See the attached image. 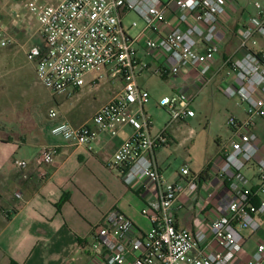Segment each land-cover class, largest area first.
<instances>
[{"label":"built area","instance_id":"obj_1","mask_svg":"<svg viewBox=\"0 0 264 264\" xmlns=\"http://www.w3.org/2000/svg\"><path fill=\"white\" fill-rule=\"evenodd\" d=\"M229 4L230 0H30L25 4L37 19L44 41L33 46L26 58L35 64L38 81L53 96L76 94L96 73L100 75L94 82L104 77L123 81L122 91L85 124L74 126L60 119L56 110L49 111V118L58 121L52 136L90 150L101 134L113 138L125 127L134 130L113 154L111 167L144 199L141 214L151 227L135 236L132 220L111 209L93 229V264H264V156L254 130L256 120L264 119V49H257L264 40V7L256 2L257 13L249 15L238 31L241 54L224 63L228 68L224 92L246 105V119L228 121L231 142L222 149L220 161L207 170L226 185L255 167L257 183L241 186L239 192L228 191L217 203L219 215L194 231L177 226L176 202L184 195L183 186L193 193L199 190L201 174L184 167L176 182L169 181L158 152L170 145V125L195 117L197 93L182 90L163 97L158 107L170 122L153 132L155 121L146 109L151 94L138 83L148 64L140 60L137 37L131 34L138 23H123L128 13L145 23L141 33L145 49L166 60L155 70L157 75L195 73L203 82L218 61V35L224 30ZM172 7L181 13L179 25L169 18ZM161 26L170 31L156 36ZM13 43L0 30V50ZM55 155V148L45 149L40 161L51 164ZM26 164L16 162L19 167Z\"/></svg>","mask_w":264,"mask_h":264},{"label":"crops","instance_id":"obj_2","mask_svg":"<svg viewBox=\"0 0 264 264\" xmlns=\"http://www.w3.org/2000/svg\"><path fill=\"white\" fill-rule=\"evenodd\" d=\"M2 6L0 30L6 32L14 43L0 52H4L11 64L14 47L26 49V55L33 46H42L29 45L36 35L41 36L40 27L37 19L26 8L27 13L19 15L21 18L18 20L6 9L5 3ZM240 6L238 0H230L228 17L223 22L224 33L218 35V61L203 82L195 73L164 77L157 75L155 70L166 63L164 56L145 49L141 35L145 29L143 22L130 20L132 13L126 14L124 25L139 22L137 28L131 30V34L137 37L140 60L148 64V68L139 74V85L151 94L146 86L147 81L142 78L155 74L161 78H171L174 93L187 90L197 93L198 97L205 85L212 82H219L224 89L228 81V68L224 63L230 57L241 54L239 28L249 15L257 13H247L241 19ZM179 15L181 16L180 11L172 7L169 18L176 25L180 24L177 18ZM169 31L170 28L161 26L156 36ZM147 34L153 35L150 32ZM257 49H264V40H260ZM2 56L3 53L0 54V64ZM33 65L35 70V64ZM99 75L96 73L90 80L87 79L86 85L76 93V103L87 94L86 88L89 85L99 86L100 82H94ZM119 81L120 89L117 94L123 89V81ZM116 95L99 105L91 117L85 120L78 117L71 119L68 112L66 117L59 113V117L74 126H80L89 122L99 108ZM194 118L183 122H190ZM57 122L51 120L48 128L37 123L36 128L26 136L0 134V264H10L11 261L17 264H93V229L113 208L132 220L133 235L139 237L150 230L149 220L141 214L144 199L126 186L117 170L111 167L113 154L133 136V128L125 127L113 138L108 134H101L90 150L52 136L51 129ZM254 130L260 140V155L264 156V119L256 120ZM158 131L160 129L154 126L153 132ZM48 148L56 149L51 164L40 161L41 152ZM165 148L158 152L160 164L167 160L163 153ZM221 154L222 150L218 152L216 160L206 166L207 170L220 161ZM18 161H25L27 164L19 167L16 165ZM246 171L249 176L245 175ZM244 172L237 182L226 185L206 173L201 177L200 188L195 193L183 186L184 195L176 202L177 226L194 231L218 216L217 203L223 195L228 191L239 192L240 187L246 186L247 182L249 186L257 183L255 167ZM177 180L175 177L173 182Z\"/></svg>","mask_w":264,"mask_h":264},{"label":"rangeland","instance_id":"obj_3","mask_svg":"<svg viewBox=\"0 0 264 264\" xmlns=\"http://www.w3.org/2000/svg\"><path fill=\"white\" fill-rule=\"evenodd\" d=\"M29 0H0V13L5 3L12 16L20 19L19 15L27 13L25 4ZM242 11L239 17L245 14H254L255 4L259 2L264 7V0H238ZM130 20H141L135 13ZM138 22V23H139ZM145 26V23L142 24ZM40 35H36L29 45H43ZM28 46H26L27 48ZM26 49L21 46L13 48V62L10 64L3 53L0 64V134H15L26 136L34 130L39 123L48 128L51 122L49 111L56 110L63 116L71 119L78 117L85 120L95 112L97 107L116 95L120 89L119 79L104 77L99 86L89 85L81 101L76 103V94L68 96H53L37 79L34 65L25 55ZM93 75L88 77V80ZM145 79L146 86L151 91L150 103L146 109L155 121L156 129L168 126V114L158 107V102L165 96H171L172 79L161 78L157 75ZM98 84V83H97ZM195 118L190 122H176L169 126L168 135L170 145L163 153L166 161L162 166L164 175L169 181H174L182 168L188 167L192 173L200 175L209 163L216 160L222 148L231 142V130L227 126L230 119L239 121L246 119V105L238 97H229L219 82H212L200 91L193 103ZM68 110V111H67ZM66 112L68 114L66 115ZM245 175L249 174L244 172ZM249 182L246 186H249ZM264 198V195H263ZM249 232L247 231L246 234ZM256 238L250 242L253 249Z\"/></svg>","mask_w":264,"mask_h":264},{"label":"trees","instance_id":"obj_4","mask_svg":"<svg viewBox=\"0 0 264 264\" xmlns=\"http://www.w3.org/2000/svg\"><path fill=\"white\" fill-rule=\"evenodd\" d=\"M208 168V167H207ZM207 173V169H205L202 173H201V177H203V175H205ZM10 264H17L16 262L14 261H11Z\"/></svg>","mask_w":264,"mask_h":264}]
</instances>
